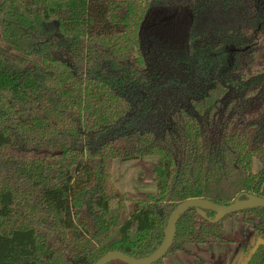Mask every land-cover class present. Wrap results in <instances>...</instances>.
I'll return each instance as SVG.
<instances>
[{
  "label": "trees",
  "instance_id": "obj_1",
  "mask_svg": "<svg viewBox=\"0 0 264 264\" xmlns=\"http://www.w3.org/2000/svg\"><path fill=\"white\" fill-rule=\"evenodd\" d=\"M173 9L180 43L148 28ZM149 157L156 190L123 191L114 161ZM249 195L264 197L263 0H0V264L146 256L182 201ZM239 213L264 238V207ZM214 217L187 210L165 257L221 241Z\"/></svg>",
  "mask_w": 264,
  "mask_h": 264
},
{
  "label": "rangeland",
  "instance_id": "obj_2",
  "mask_svg": "<svg viewBox=\"0 0 264 264\" xmlns=\"http://www.w3.org/2000/svg\"><path fill=\"white\" fill-rule=\"evenodd\" d=\"M264 3V0H263ZM174 11H159L151 18L148 28L158 25L162 35L170 36L174 42H182L185 32V19L178 17ZM188 14L187 12L185 15ZM177 16V17H176ZM154 157L146 160L120 161L113 163L114 180L123 190L155 191L156 178L148 171ZM259 169L255 162L254 170ZM254 213H242L226 216L222 221V240L206 244H187L184 249L169 253L164 264H244L249 252L257 242L255 225L258 218ZM254 219V220H253ZM7 228V227H0Z\"/></svg>",
  "mask_w": 264,
  "mask_h": 264
},
{
  "label": "water",
  "instance_id": "obj_3",
  "mask_svg": "<svg viewBox=\"0 0 264 264\" xmlns=\"http://www.w3.org/2000/svg\"><path fill=\"white\" fill-rule=\"evenodd\" d=\"M255 207H264V197L249 195L245 199H239L229 204L217 203L207 198H188L179 203L171 213L166 226L164 240L151 254L136 258L121 251H111L103 255L96 262V264H108L114 260H120L127 264H153L161 260L168 253L174 242L177 231V223L180 217L190 208H196L198 213L204 217H206V211H213L215 213V217L209 218L210 221L219 222L226 215ZM262 245H264V238L260 237L257 239L256 244L249 252L244 264L251 260L252 256Z\"/></svg>",
  "mask_w": 264,
  "mask_h": 264
}]
</instances>
